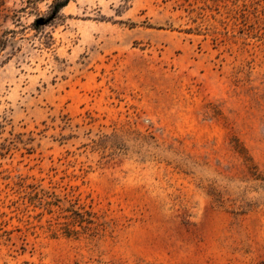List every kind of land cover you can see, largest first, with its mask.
Wrapping results in <instances>:
<instances>
[{"label":"rangeland","instance_id":"374dc122","mask_svg":"<svg viewBox=\"0 0 264 264\" xmlns=\"http://www.w3.org/2000/svg\"><path fill=\"white\" fill-rule=\"evenodd\" d=\"M57 1L0 0V264H264V0Z\"/></svg>","mask_w":264,"mask_h":264},{"label":"trees","instance_id":"16d2710c","mask_svg":"<svg viewBox=\"0 0 264 264\" xmlns=\"http://www.w3.org/2000/svg\"><path fill=\"white\" fill-rule=\"evenodd\" d=\"M70 0H58L55 3L54 11L58 12L61 8L66 6L69 3ZM38 24V23H37ZM4 122L0 123V130L4 127ZM69 214H67L66 218H68L69 221L65 222V226H63L61 229H63V233L65 235H72L73 233L79 232V230L76 227V225L80 226V228L83 231H91V232H97L100 228V223L97 220V217H95V214L90 210H79V209H67Z\"/></svg>","mask_w":264,"mask_h":264},{"label":"water","instance_id":"95a60500","mask_svg":"<svg viewBox=\"0 0 264 264\" xmlns=\"http://www.w3.org/2000/svg\"><path fill=\"white\" fill-rule=\"evenodd\" d=\"M37 23L40 24V23H43V22H42V20H38Z\"/></svg>","mask_w":264,"mask_h":264}]
</instances>
